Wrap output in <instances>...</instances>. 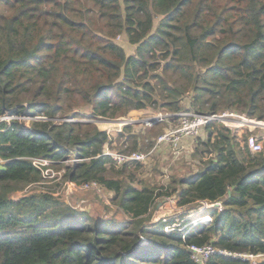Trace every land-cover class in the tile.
Listing matches in <instances>:
<instances>
[{
	"label": "trees",
	"instance_id": "1",
	"mask_svg": "<svg viewBox=\"0 0 264 264\" xmlns=\"http://www.w3.org/2000/svg\"><path fill=\"white\" fill-rule=\"evenodd\" d=\"M157 96L172 112L264 119V0H0V116H18L0 120V264H198L194 243L264 256V143L252 153L247 133L208 124L195 173L137 187L125 180L128 163L114 167L96 120L156 108ZM68 155L81 160L65 177L112 191L128 220L94 216L49 191L14 196L43 180L35 158L58 165ZM173 196L189 212L204 201L223 207L167 231L180 220L153 221L152 209ZM249 263L217 253L206 264Z\"/></svg>",
	"mask_w": 264,
	"mask_h": 264
},
{
	"label": "rangeland",
	"instance_id": "2",
	"mask_svg": "<svg viewBox=\"0 0 264 264\" xmlns=\"http://www.w3.org/2000/svg\"><path fill=\"white\" fill-rule=\"evenodd\" d=\"M116 40L124 45L127 53H133L135 51L136 46L131 44L126 37L120 35ZM190 97L191 92H188L183 100L184 105H190ZM155 99L157 104H153V106L156 108L144 107L137 110L135 109L132 110L127 117L116 118H122L124 121H116L115 119H110L104 116H101L96 120L101 129L108 131L106 152H132L133 143L131 141L133 139L129 136L130 134H135L137 136V150L141 152H148L151 149H148V146H152L154 138L163 133L165 128L169 127L173 123L172 119L165 118V116L164 119H160L159 117L157 118V116L161 114L165 115L168 111L167 109L163 108V101L159 96H157ZM80 101L81 99H78V102ZM74 107L76 109L79 107V110L83 112L89 113L91 111L88 105L79 106L78 104H75ZM4 115H7L8 117L13 116L11 113H9V111ZM150 118H154L155 122L153 124H146L145 121L149 120ZM19 119L20 121H25L27 126H30V117L22 115L19 117ZM107 119L110 121L113 120V122L105 121ZM128 119L130 120L129 122ZM128 123H130L129 131H125L123 135H120L121 131H123L124 128L129 125ZM213 124L223 123L216 122ZM214 127L215 125L210 128L206 127L202 135L196 138L185 140L179 151L172 148L170 145H165L157 153L152 154L149 158H147L145 162H134L128 164V172L125 174L126 182L137 187H141L144 184L168 185L171 177L175 175H180L187 171L195 173L199 168V159L198 156H195L197 147L199 146L201 149L205 146L204 139H206L207 133L210 131V129H214ZM243 129L245 130L244 133H248L251 128L246 126L243 127ZM255 131L258 134L264 133V129L259 127L256 128ZM67 157L68 159H63L61 162L59 161L58 165H55L58 161L53 162L51 165H46L48 172L45 170L44 178L42 181H40V183L31 185L24 191H19L14 196L18 197L19 195L32 191H49L55 195L61 196L78 209H86L90 214H94V216L102 215L103 218L114 217L119 221L128 220V216L123 213L121 208H119L118 205L112 200L114 195L112 191H108L103 187H101L100 190L95 188L81 190L78 187L68 183L69 179L65 177V172L67 169L66 166L73 165L76 161L81 159L69 158L71 157L70 155ZM115 166L116 165H114V167ZM110 170L114 171L115 168L110 167ZM113 171H110L111 174ZM129 173L133 174L131 178L129 177ZM163 190H165V187ZM107 199L109 200V203L107 202ZM213 205L209 207H213ZM216 207H218V209L221 208L220 206ZM152 210L153 213L151 220L153 221L160 219L165 221L169 220L171 217H176L180 221L186 223H190V221L193 220L199 221V211H202L201 207L197 208V206H195V208L189 212V210H187L185 207L172 204L169 197L156 199ZM185 212L189 213L185 214ZM180 214L184 216L181 217ZM196 221L194 222L197 223L198 221ZM177 223L181 222L178 221ZM190 225H192V223H190ZM263 258L264 256L258 260Z\"/></svg>",
	"mask_w": 264,
	"mask_h": 264
},
{
	"label": "built area",
	"instance_id": "3",
	"mask_svg": "<svg viewBox=\"0 0 264 264\" xmlns=\"http://www.w3.org/2000/svg\"><path fill=\"white\" fill-rule=\"evenodd\" d=\"M164 116L165 118L172 119L173 123L169 127H166L163 133L159 134L156 138H154L153 145L148 152H141L139 150L137 151L133 150L132 152H128V153L106 152L105 149L106 154H109L113 158L116 166H121L125 163L131 164L134 162H145L147 158H149L152 154L157 153L165 145H170L172 148L179 151L185 140L190 138H196L202 135L208 124H213L216 122H222L225 126L235 129L239 135L244 133L245 130L243 129V127L249 126L251 129L247 133L246 140L250 151L252 153H256L263 149V143H264L263 134H258L255 131V129L258 127L264 129V119L255 116H248L246 113L237 110H228V109L220 110L216 112H208V113H200L192 109L181 110L177 112L168 111L165 115L161 114L157 116V118L159 117L160 119H164ZM11 117H18V116L13 115ZM11 117H8L7 115H2L0 116V120L7 118L9 119ZM39 118H45V117L39 116ZM115 120L124 121L122 118L121 119L115 118ZM105 121L113 122V120L110 121L108 119ZM129 121L130 120L128 119V122ZM154 122H155L154 118H150L149 120L145 121L146 124H153ZM53 162L55 161L48 158L34 159V163L38 167L42 168L43 176L45 170L47 171L46 165H51ZM68 183L74 185L75 187H78L81 190H87L91 188H95L98 190L101 189V186L97 181H85L82 183H78L69 179ZM169 198L171 199L172 204L177 205L176 203L177 200L175 196ZM107 202L109 203L108 199ZM203 204L204 207L203 206L201 207L202 211H204L207 207L213 204L215 206H220L221 208L223 207L221 201H216L214 203H208L207 201H204ZM202 211H199V216L201 219H207V220L212 219L210 216L200 215ZM179 224L180 223L174 222L171 226L167 225L166 230L167 231L171 230L174 228V226H178ZM144 238L145 237H142V240H144ZM189 249L191 250L192 256L198 264H206L207 261L211 258V256L217 253H223L240 259H249L250 261L249 264H257L260 261L258 259L263 256L261 254H253L248 252L242 253V252L228 251L226 249L222 250L217 248L211 243H206V244L194 243L189 245Z\"/></svg>",
	"mask_w": 264,
	"mask_h": 264
},
{
	"label": "water",
	"instance_id": "4",
	"mask_svg": "<svg viewBox=\"0 0 264 264\" xmlns=\"http://www.w3.org/2000/svg\"><path fill=\"white\" fill-rule=\"evenodd\" d=\"M39 118V116H37Z\"/></svg>",
	"mask_w": 264,
	"mask_h": 264
}]
</instances>
